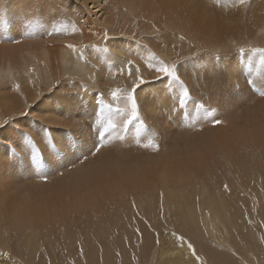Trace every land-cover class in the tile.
Wrapping results in <instances>:
<instances>
[{
  "label": "bare ground",
  "instance_id": "obj_1",
  "mask_svg": "<svg viewBox=\"0 0 264 264\" xmlns=\"http://www.w3.org/2000/svg\"><path fill=\"white\" fill-rule=\"evenodd\" d=\"M30 1L33 2L31 6L28 5V0H0V85L12 83L20 86L19 91L8 93L9 95L6 90L5 95L8 96L0 99V106L10 103L9 113L0 117V124L26 109V107L23 108L21 99L22 97L28 98L31 94H36L37 97L45 92L49 94L46 99H52L54 107L46 106L45 103L44 109L42 108L44 111L46 108L48 112L49 110L53 112V108L60 113L67 114L83 112L86 107L91 110L89 104L96 102L95 99L92 100L91 87L99 89L104 99L110 103L112 88H131V80L128 79L126 73L121 75L119 68L126 60H134L135 56L132 51L135 42L148 45L144 44L146 42L143 43L144 40H150L149 50L167 63L176 62L180 57H183L180 59L183 60L184 57L192 56L197 57V61L205 65L208 59H212V57L208 58L209 53L212 54V52H215L220 60H228L224 66L226 67L224 74L222 72L218 74L217 71L207 73L203 84L201 78L195 80L186 73L188 71L181 70L187 74L185 76H188L186 79H189V82H186L189 84L186 86L189 90L193 89L192 97L203 101L207 97L209 102L217 101L215 107L221 112L217 113L216 118L224 123L215 127L207 124V126L210 125L207 129L205 124V129L203 126L202 130L209 132L201 131V134L198 131L197 134L195 129L192 137L190 135L192 129L184 127L182 132L179 131V135L176 134L173 137L174 134L171 133L173 139L168 142L171 135L169 137L167 131L163 132L167 136L162 133L161 126L156 122L158 120L148 125L150 120L156 118L154 114L155 117L151 119L152 114L157 115L161 112L155 107L160 109L163 106L162 110L167 113V117L174 114V118L173 116L171 118L175 120L176 118L182 120L181 113L173 111L176 106L175 101L173 95L167 91L164 82L159 83L158 86L152 83L149 86L148 83V86L143 85L142 89L144 88V95L148 92L151 96L147 93L148 101L147 98H143L146 101L142 103L145 109H148L147 107L153 104L152 102L155 106L153 105L154 110H145L148 116L145 119L150 118L149 122L144 120V116L142 117L145 125L146 123L148 125L147 130L152 131L151 128H153L155 131L160 127L161 136H164L157 135L159 151L153 152L143 148L142 152L137 149V146L135 148V144L130 147L132 149L119 150L120 145L123 146V144L117 141V144L113 142L115 147H112V143L109 150L100 151L96 157H92L93 159L73 167L79 160L78 156H82L84 151L90 149L83 150L87 148L83 144L82 150H76L81 148L79 147L80 142L77 146L75 139H72L73 136L76 138L75 131L78 130L79 135L85 127L82 125L84 128L81 127V129L79 126L81 130L73 128L78 123L74 119L73 123L72 121L70 123L74 125L76 122V125L70 124L69 128L70 120L67 119V122L64 119V122L68 124L67 129H71L70 132L72 128L75 129L74 132L72 131V138L67 137L64 145L62 138L65 136L60 137L59 134L62 141L58 138L57 142L55 136H58L59 131H49L53 125L63 126L61 123L64 117L57 119L61 123H54V119L56 120L58 116L50 115L52 112L48 115V112L44 113L40 108H35L46 114L47 118L55 117L51 118V121L48 120L53 122L52 126L49 124L50 128L43 126L48 131L47 129L44 131L45 129L39 126L40 131L37 133L41 132V129L44 131V133H38L41 138H35L40 141L39 145L44 148L42 141L48 138L53 141L52 145L58 148H55L57 149L56 154H60V149L64 152L62 145L68 148V151L65 149L67 153L69 149L71 151L72 148L77 147L74 150L79 154L74 153L75 155L72 156L69 152V156L65 157L61 150V155L64 156L60 165L64 164V166L57 167V169L66 170L68 166L70 168L64 171L65 175H56L57 177L52 175L53 171L49 170V173H52L50 175L56 177V180L53 179L50 182L38 180L35 184H31L32 181L29 179L30 184L21 185L19 183L20 187L12 188L11 185L14 183L7 184V181H11L12 178L1 176L3 178L0 180L1 183L4 181L2 183L4 193L2 194V188H0V199L6 193L9 197H7L6 204L0 203V248L7 256L13 257L14 263L12 264H130L131 257L133 261L141 260V263L137 264H145L143 251L140 250L142 246L145 250V257L149 259L148 264H197L195 257L187 248V242L195 248L201 264H264V102L261 99L256 106H250L245 97L249 94L254 95V92L249 88L252 92L247 90L248 94L241 99L242 101L245 99L247 110L242 111L240 105L244 106L245 103L238 99L243 95H238L227 86L230 82L234 85L239 82L235 78L241 74L239 70L243 64L239 63L240 58H235L239 57L238 48L264 47V0H251V3H247L249 5L245 7L247 13L244 15L238 14V11L234 13L233 0H206L205 2H202L203 0H187L186 2L182 0H73L74 3L72 0ZM90 5L91 9H89ZM96 8H99L98 13L101 12L99 18L96 12L92 13V10ZM234 14L238 16L235 17ZM59 16L64 18L63 24H67L69 29L74 23L79 31L73 33L69 30L59 35L53 34L49 29L55 26ZM92 16L95 19L92 20L93 23L89 21L88 24L102 27L103 30L96 29L97 33H103L102 40L96 36L97 34L87 33L89 28L84 18L91 19ZM21 17L24 19L22 20ZM81 24H84L82 28H85L87 32L81 28ZM30 29L32 35L28 34ZM108 29L114 30V34L108 33ZM50 32L51 35H49ZM105 32L108 34L106 39ZM181 35L185 37L184 41L179 39ZM17 40L20 42L16 43ZM114 42H118L119 45L113 44ZM67 43L82 48L86 59L78 60L71 50L65 47ZM86 45L107 47L109 52L107 54L97 53ZM233 50L237 52H232ZM200 52H206V54L202 55ZM207 52L208 56H206ZM148 53L149 51H146L145 55L147 56ZM195 54L197 56H193ZM210 61L209 64H211ZM214 66L218 65L214 64ZM139 67L144 78L148 80L146 72L143 71L144 67ZM205 73L202 71L200 74L206 75ZM194 74L197 75V72ZM179 76L182 75L179 74ZM262 76L256 78L258 85L262 84ZM74 80L77 83L73 87ZM68 81L71 83H67ZM66 83L71 85L67 86ZM31 84L37 90L28 86ZM71 86L73 88H70ZM73 89L77 92L75 96H71ZM51 93L54 94L52 98ZM141 93L139 90L138 100L144 96ZM216 96H219L218 100L213 99ZM149 97H151L150 104L147 103ZM232 106L235 107V111H232L235 112L234 114L228 110ZM83 107L84 109L80 111ZM239 111L242 112L239 113ZM88 113L91 112H87V116L93 114ZM159 113L158 116H160ZM82 114L80 116L75 114V118L86 116ZM150 114L151 117H149ZM70 117L73 118L72 115ZM91 118L93 122L94 117ZM37 120L42 121V119ZM89 121L91 120L87 119V122ZM24 123L28 124L25 121ZM164 123L170 122L165 121ZM164 125H162L163 129ZM13 126L15 128L14 123ZM17 126L18 124L16 128ZM169 126L173 127L170 124ZM170 127L168 128L173 130V133L176 130L178 133L180 129L176 128L175 124L173 127L175 130ZM18 128L16 130L19 136H17L21 139V132ZM62 128L65 129V126ZM67 129H65L66 133ZM35 131L30 133L35 135ZM87 131L90 132L89 129ZM87 131L85 130L84 133ZM14 132L16 134L15 130ZM30 133L27 138L31 135ZM66 133L64 134L67 136ZM84 133L82 132L83 136ZM87 133H85L86 136ZM134 133V127H130L125 134L128 145L131 141L134 143V139L131 138V136L134 138ZM44 134H48V137L43 138ZM89 134L91 137L92 134L94 135L92 130ZM83 136L78 141L89 142L84 140L87 138L84 136L83 139ZM71 139L75 147L71 146L73 143ZM37 140L33 141L34 145L32 143L35 148H38ZM92 141L95 142L94 139ZM89 143H85V146ZM49 144L45 146L49 148ZM90 144L88 146L92 148ZM22 146L24 147L22 151L25 149L24 151L27 152V145L21 144ZM15 147L12 148L15 149ZM125 147L127 148V145ZM50 149L54 150L53 147ZM11 150L10 154H12ZM20 150L19 147L15 149L17 156L25 155L24 151H21L23 154H19ZM52 150H50L53 153L51 156L57 157L58 155H55ZM0 152L3 155L6 149L0 146ZM42 152H45L47 156L49 151ZM89 152L88 150L86 154ZM28 154L30 155L27 152V156ZM46 156L45 160L51 162L49 155ZM14 157L17 159L16 155ZM17 160L16 164H18ZM27 161L29 162L30 159ZM24 164H22V169L25 168ZM28 164L25 165L28 166ZM22 165H18L20 172ZM46 165L48 166V163ZM3 166L0 168L9 170L5 164ZM44 170L46 175L48 170L46 172ZM58 171L54 170V172ZM31 173L36 175L37 172ZM37 178L39 177H36L35 181ZM225 184L228 185V191L224 189ZM160 193H163L162 214ZM133 199L137 205L136 209L131 206ZM137 211L139 215L136 214ZM127 227H130L129 230H125ZM131 227L137 229V239L132 236L134 233L132 234ZM173 232L184 237L183 246L173 236ZM112 245H116L118 249V255L115 257H113L115 253H110ZM81 249H83V255H81Z\"/></svg>",
  "mask_w": 264,
  "mask_h": 264
},
{
  "label": "rangeland",
  "instance_id": "obj_2",
  "mask_svg": "<svg viewBox=\"0 0 264 264\" xmlns=\"http://www.w3.org/2000/svg\"><path fill=\"white\" fill-rule=\"evenodd\" d=\"M182 1L186 2L187 0H182ZM198 1H202V0H198ZM205 1H206V0H203L202 2H205ZM72 2L74 3L75 1L72 0ZM32 3H33L32 1L28 0V5L31 6ZM233 3H234V0H233V2H232V5H233ZM248 3H251V0H248ZM248 5H249V4H247L246 6H248ZM102 6H103V4H102ZM243 6H244V7H243ZM246 6H245V5H238V6L233 7L234 13H236V12L238 11V14H243V15L246 14V13H247V11H246L247 9L245 8ZM89 7H90L89 9L92 8L91 5H90ZM237 7H238V8H237ZM237 9H238V10H237ZM98 11H99V8H96V10H95V9L92 10V13L94 14V12H96V13H97V17L99 18V16H100L99 14H101V12L98 13ZM234 16L237 17L238 15H235V14H234ZM21 19L23 20L24 18L21 17ZM53 19H54V17H53ZM63 19H64V18H62L61 16H59V18H57V20H56V24H55V26H54V27H51V28L49 29L50 31H52L53 34H56V35L61 34V32H60V33L54 32L53 29H55L56 27H58V26H60L61 24H63V22L65 21V20H63ZM86 19H87V20H86ZM94 19H95V17H93V16L91 17V19L88 18V17H85V18H84L85 23L88 25L87 28H89V29L87 30L88 32L86 31L85 28H82V27L84 26V24H81V28H82L83 30H85L88 34H92V33H93L92 35H96V34H97L96 36H97L100 40H102L103 33H102V32H98V33H97V30H98V31L103 30V29H101L102 27H99L98 25H94V24H88L89 21L92 22V20L94 21ZM92 23H93V22H92ZM89 25H90V26H89ZM96 29H97V30H96ZM91 30H92V31H91ZM107 31H108V33H112V35L114 34V30L112 31V30L108 29ZM90 32H92V33H90ZM145 39H148V38H145ZM144 42H146V43H144ZM133 43H134V42H132V44H133ZM135 43H136V44H135ZM135 43H134V45H133L134 49H133V51H132V52L134 53L133 56H135V57H134L135 63H136L137 65H139V66H143V67H144L143 71L146 72L145 74L147 75L148 81H150L151 79H153V80H151V81L154 82V83L152 82V85L154 84V85L158 86L159 83L162 84L161 81H155V80H154V78H155V74H154L153 72H151V71L148 70V68H147V66H146V64H145V62H144V60L141 59V57H146V55H145V52H146V51H150V50H149V47H150V45H151V44H150V43H151L150 40H148V41L144 40V41H143L144 44H148V45H146V46H145V45H141L140 42H135ZM113 44H118V45H119L118 42H114ZM88 46H89V45H86V47H88ZM145 47H146V48H145ZM139 49H140V50H139ZM141 51H142V52H141ZM150 52H151V51H150ZM232 52H237V51L233 50ZM151 53H152V52H151ZM197 53H199V52H197ZM200 54L205 55L206 52H200ZM232 54H233V53H232ZM136 55H137V56H136ZM209 55H210V56H208V52H207V55H206V56H208V58H209V57H210V58L212 57V59H208V61H207V63H206L205 65H204V64L202 65V63H200L199 61H197V59H196L197 57H192V56H191V57H190V56H189V57H184V58L186 59V61H185V59L180 60L181 58H183V57H180V58L175 62L176 64H178V65H177V66H178V69H179V73H178V74L182 75L180 78L185 82V85L189 84V83L186 82V81L189 82V79H186L188 76H185V75H187V74L190 75V76H192V77H194L195 80H197V78H201V80H202L201 83H202V84H203V82H204L205 79H206L205 77H207V73H215V72L217 71L218 74H222V73L224 74L225 69H226V67H224V66H225V64L227 63L228 60H227V59H226V60H222V59L220 60V58H219L218 56H216V53H215V52H212V54L209 53ZM193 56H197V55L195 54V55H193ZM137 57H138L140 60H139ZM189 58H190V59H189ZM191 58H193V59H191ZM213 58H216V59H213ZM217 58H218V59H217ZM235 58L237 59V58H239V57H235ZM187 59H188V60H187ZM236 59H232V60H236ZM210 60H213V61H210ZM138 61H139V62H138ZM181 61H182V62H181ZM209 61L211 62V64H209ZM214 61H215V63H214ZM224 61H226V62H224ZM141 62H142L143 64H142ZM178 62H179V63H178ZM180 62H181V63H180ZM184 62H186V63H184ZM194 62H195V64H194ZM197 62H198V65H197ZM221 62H222V63H221ZM187 63H188V64L190 63V64L187 65ZM212 63H213V64H212ZM220 63H221V64H220ZM223 63H224V65H223ZM193 64H194V66H193ZM208 64H209V65H208ZM214 64H215V65H218V66H214ZM190 65L192 66V68H191ZM210 65H211V66H210ZM231 65H232V64L229 62V66H231ZM179 66H180V67H179ZM208 66H209V67H212L213 69H212V68H209ZM227 66H228V65H227ZM195 67H196V69H195ZM216 67H217V68H216ZM223 67H224V69H223ZM208 68H209V69H208ZM197 69H198V71H197ZM181 70H182L183 72H184V71H185V72L188 71V72H186L187 74H185V73H183ZM199 71H200V72H199ZM202 71H203V73L206 72V73H205L206 75L200 74V73H202ZM207 71H208V72H207ZM180 72H182L184 75H183L182 73H180ZM195 72H197V75L194 74ZM221 72H222V73H221ZM190 73H191V74H190ZM240 73H241V74H240ZM192 74H193L194 76H193ZM239 74H240L241 76L239 75L238 78H235L237 81H239V82H236L237 84L235 83V85H234V84L231 83V82H230V83L226 82V84L228 83L227 86H228V87H231L232 90H233L235 93H237L238 95H241V96L243 95L242 97H240V98L238 99L240 102L243 103V101H244L245 99H244L243 101H242L241 99H243V97H244L245 94H248V93H246V91H247V90L251 91V90L249 89L250 87H247L248 84H247V82H246V80H247L249 74H248L247 70L244 68V66H242L241 69L239 70ZM151 76H152V77H151ZM153 76H154V77H153ZM184 76H185V77H184ZM204 76H205V77H204ZM150 77H151V78H150ZM241 78H242V79H241ZM262 78H263V79H262V84H261V86H264V85H263V84H264V75L262 76ZM236 80H233V81L235 82ZM240 80H241V81H240ZM74 81H75V83H73V87L75 86L74 84L77 83L76 80H74ZM67 83H71V82L68 81ZM67 83H66V84H67ZM156 83H157V84H156ZM197 83H198V82H197ZM150 84H151V83H149L148 85L150 86ZM160 84H159V85H160ZM195 84H196V83H195ZM70 85H71V84H67V86H70ZM145 85L148 86L147 84H145ZM229 85H230V86H229ZM236 85H239V88H242V89H238V90H237ZM14 86H15V85H13L12 83H11V84H8V85H0V90H1V88H3V90H1V92H0V93H1V94H0V99L6 98L9 94H12L14 91H16ZM28 86L31 87L33 90L36 89V88L34 89V85H33V84L28 85ZM28 86H26V87H28ZM130 86H131V85H130ZM130 86H129V87H130ZM241 86H242V87H241ZM73 87L71 86L70 88H73ZM142 87H144V86H142ZM160 87H161V86H160ZM189 87H190V89L192 88L190 85H189ZM70 88H69V89H70ZM234 88H235V89H234ZM92 89H93V90H92ZM243 89H244V90H243ZM6 90H7V91H6ZM8 90H9V91H8ZM36 90H37V89H36ZM95 90H96V89H95L94 87H91V91H90V92H91V96L93 97L92 100L95 99L94 101H96V97H97V95L100 94V93H102L99 89L96 90V91H95ZM5 91H6L7 94L9 93L8 95L6 94L7 96L5 95ZM72 91H73V93H71V96H72V95L75 96L74 94H76L77 92L74 91V89H73ZM77 91H78V90H77ZM143 91H144V88L142 89V93H141V90H140L141 95H144V92H143ZM138 92H139V90H138ZM145 92H146V91H145ZM193 92H194L193 89H191V90H190V93L193 94ZM243 92H244V94H243ZM251 92H252V91H251ZM2 93H3L5 96H4ZM147 93H148V92H146V94H147ZM241 93H242V94H241ZM44 94H45V95H44ZM46 94H47V95H46ZM146 94H145L143 97L141 96L142 99H140V100H138L140 96L137 95V98H138V99H137V100H138V106H140L139 110L141 109V112H142V113H141V112H140V113H141V116H144V120H145V121L147 120V119H145V118L148 117L146 111H148L149 109L154 110L153 107L155 106L154 102H152L153 104H150L151 97H149L150 99H149V102H147V103H149L150 105L147 107L148 109H145L146 107H144V105H143L144 103H142V102L146 101V100H144L145 98H147V101H148V96H151L149 93H148V96H147ZM192 94H191V95H192ZM251 95H253V94L246 95L245 98L247 99L248 104H250V106H252V107L256 106V103L260 102L261 99L264 100V98H261L259 95L255 94V93H254L253 96H251ZM31 96H32V97H31ZM48 96H49V94H48L47 92H45V93L39 95L38 97L36 96V94H35V95H34V94H31L28 98H25V97L23 98V97L21 96V97H22V99H21V104H22L23 108L26 107L27 110H26V109L21 110V113H20L19 115L16 114L17 116L14 115L15 117L13 116V117L7 118L6 121L8 120V121H7L8 124H7L6 126H4V122H5V121H4L3 123L0 124V136H1V137H0V138H1L0 141H2V140L5 138V139L2 141L3 143L0 142V146L6 149V152H5L3 155H1V152H0V166L2 167L3 164H5V167H7V168L9 169L8 171H6L5 169L0 168V180L3 179V178H2L3 176H4V178H7V176H10V178H12V180H11V181H7V184H9V182L14 183V184L11 185L12 188H18V187H20L21 185L30 184L31 181H32L31 184H35L38 180H42L40 177H41V175L44 174L43 171H42L41 173H38V174L36 173V175H35V173H33V174L31 173V172H34V171H35L34 168H33V166H32V164H31V152H32L33 146H32V144H29V143H28V138H31L32 141L36 142V140H37V139H35L36 137H37V138H41V137H39V134H38V133H41V132L44 133V131H46L47 128H50V127L52 126L53 122H54V123H56V122L61 123L60 121H57V119H61L62 116H63L64 118H63V122H62L61 124H63V126H65V129H67L66 126H67L68 124H69V125L71 124V123H70L71 121H72V123H73L74 119H75V121L78 122V123H77V126H76V127H73V128H76V130L79 129V126H80V128H81V127H82V128L85 127V128H84L82 131H80V133L78 132L79 135L77 134V131H78V130L75 131V129L73 130V128H72V131H73V132H74V131L76 132V133H75V134H76V136H75L76 138H74V136H73V134H72V131L70 132L71 129H70V130H68V129L71 127V125H72V126H75V125H76V122L74 123V125L71 124V125L69 126V128L67 129V133H66V130H65L64 128H62V127H63L62 125L59 126V127H61V128H59L57 125H56V126L53 125L54 127L52 126V128L49 129V131H53V132H54V131H59V132H58V136H55V137H57V139L55 138V139L57 140V142H58V138H59L60 135H61L60 137H64V136H65V137H64L65 139L62 138V139L64 140V141H63V142H64V145H65V143H66L65 140L67 139V137L70 139V138H72V136H73L72 139H73V140L75 139L74 141H75V143L77 144V146H78V143L80 142V146H79V147H81V148L76 149L77 147H75L76 145H73V144H75V143H74V141L71 139L72 142H73V143H71V146L73 145L72 147H75V148H72V149H73V152H71L72 149H71V151H70V149H69V152H70V153H69V152H68V153H69L70 155H72V156L75 155V154H79V152L76 153V151H75L74 149H76V150H82L84 147H85V148L87 147V148H86V149H83V150H87L88 148L92 149L91 147L88 146L90 143H92V144H90V146L93 147L94 141H92V140H93V139L95 140L96 137H95V131H94V128H93V126H92V125H93V124H92L93 122H92V118H91V117H94L95 111H97V110H96V108H97L96 102H94L95 104L92 103V104L95 105V107H93L94 105L92 106V104H89L90 107L87 105V106L89 107V109H91V110L95 109V110H93V111L88 110L87 107H86V105H85L86 108L84 109V107H83V108L80 109V111L84 109L83 112H82V111H81V112L84 113V111H85L86 113L82 114L81 112H80V113H79V112H77V113L75 112L76 115L78 114L77 116H80V114H82V115H84V116H85V114H86V116H87V112H91V113H88V114H92V113H93V114L90 115V116L88 115L89 118H88V116H87V117H86V116L83 117V116L81 115L82 117H77L78 119L80 118L79 120H77V118H75V114H74V113H68V114H67V113H60L58 110H56L55 108H53V112L56 114V115H55L52 111H51V112H52V113H51L50 110H49V112H48V110H47L46 108H45L46 111L42 110V108L44 109V104H45V103H46V106H52V107H54V105L52 104L54 101L52 102V99L49 100V98L46 99ZM53 96H54V94L51 93L50 97L52 98ZM94 96H95V97H94ZM138 96H139V97H138ZM145 96H147V97H145ZM248 96H249V97H248ZM1 97H2V98H1ZM43 97H44V98H43ZM252 97H253V98H252ZM38 98H39V100H38ZM143 98H144V99H143ZM216 98H217V99H216ZM254 98H255V99H254ZM211 99H212V98H211ZM213 99L218 100V99H219V96H216L215 98L213 97ZM25 100H26V101H25ZM48 100H49V101H48ZM263 100H262V102H264ZM109 101H110V100H109ZM139 101H140V103H141L143 106L139 103ZM152 101H153V100H152ZM252 101H253V102H252ZM28 102H29V103H28ZM105 102H106V103H109L108 100H105ZM110 102H111V101H110ZM203 102L206 104V106H207V104H208V107L216 109L218 114L221 112L220 110H218V109L215 107L217 101H214L215 104H213L214 102H209L208 99H207V97H205V100H204ZM245 102H246V101H244V103H245ZM42 103H43V105H42ZM145 103H146V102H145ZM147 103H146V105H147ZM9 104H10V103H5V104H3V105L0 106V110H1V111H0V117H2L3 114H7V112H8V108H9ZM31 104H32V105H31ZM139 104H140V105H139ZM28 105H30L31 107L28 106ZM151 105H152V106H151ZM153 105H154V106H153ZM209 105H210V106H209ZM253 105H254V106H253ZM91 106H92V107H91ZM141 106H142V107H141ZM159 106H161V105H159ZM212 106H213V107H212ZM240 106L242 107V111H244V110L246 109V107H247V106H246V103H245L244 106H243V104L240 105ZM2 107H3V109H2ZM149 107H151V108H149ZM162 107H163V106H161L160 109H158L157 107H155V109H157L158 111H161V112H162V114H161V112H160V113L158 112L160 116H158V113H157V115H156V113H153V114H152V117H151V114H150L149 117H151V119L154 118L155 116H156V118L152 119V120H154V121L150 120V118H149L147 121H148V122H149V120L151 121V122H149V124H148V125H150V123H154L155 120H158V121H156V122H157V124L159 123V124H158L159 126H161V129L163 130L162 133L165 132V131H167V135H168L169 137H170V135H171L170 139H168V142H169L170 140L172 141L173 137H174L176 134H177V135L180 134V132H179L180 130H181V132H182V130H184L185 128H184V127L182 128V122H181L182 120H181V121L178 120V119L176 118V116H175L176 120L173 119V118H174V116H173L174 114L172 115L173 118H171L172 116L170 117V115H168L170 118L167 117V113L164 112V111L162 110V109H164V107H163V108H162ZM241 107H240V108H241ZM29 108H30V109H29ZM35 108H36V109L40 108L44 113L48 112V115L51 113L50 115H54L55 117L58 116V118H56V120L54 119V118H55L54 116H53L54 118H53V117H49V116H48L49 118H47V115H46V114H44L43 112H41V111H39V110L37 111ZM78 108H80V106H78ZM234 108H235L234 106L230 107V108L228 109L229 112L231 113L233 110L235 111ZM143 109H144V111L146 110V111H145L146 114H145V112L143 111ZM33 110H35V111H33ZM151 110H150V111H151ZM246 110H247V109H246ZM242 111H241V112H242ZM2 112H3V113H2ZM35 112H36V114H35ZM241 112L239 111V113H241ZM249 112H250V111H249ZM249 112H248V113H249ZM8 113H9V112H8ZM42 113H43L44 115H43ZM150 113H151V112H150ZM163 113L165 114V116L162 117L161 115H163ZM230 113H229V114H230ZM234 113H235V112H232V114H234ZM38 114H39V115H38ZM40 114H42L41 117H40ZM142 114H145L146 117H145V115H142ZM148 114H149V113H148ZM154 114H155V116H154ZM20 115H21V116H20ZM36 115H37V116H36ZM71 115L73 116V118L70 117ZM19 116H20V117H19ZM42 116H44L45 118L42 117ZM59 116H60V117H59ZM153 116H154V117H153ZM228 116H229V115H228ZM37 117H38V118H37ZM65 117H67V118H65ZM159 117H160V118H159ZM166 117H167L169 120L166 119ZM12 118H13L12 121H14V122L11 121ZM36 118H37V119H42V121L37 120ZM51 118L54 119L53 122H49V121L52 120ZM70 118H71V119H70ZM142 118H143V117H142ZM158 118H159V119H158ZM181 118H182V117H181ZM43 119H45L46 121L43 120ZM64 119H66V121H67V119H68V121L70 120L69 123L67 124L68 121H67V122L65 121V122H66V125H64V124H65ZM82 119H83V121H82ZM87 119H88V120H91V121L87 122ZM162 119H163V120H162ZM164 119H165V120H164ZM19 120H20V121L22 120L20 124H19V122H20ZM48 120H49V121H48ZM159 120H160V121H159ZM170 120H171V121H170ZM173 120H174V121H173ZM10 121L12 122V126H13V123L15 124V128H16V124H18L19 128H18V126H17V128H18V131H19V132H21V133H25V132H27L26 134L28 135L30 132L33 133V130H36L34 133H36L37 135H36V134L33 135V134L30 133V134H31V135H29L30 137L28 136V138H27V135H26L25 137H21V139L23 138L22 140L19 139V137H18L19 134H18V132H17V130H16L17 128L15 129L14 126L12 127L11 124H10V123H11ZM16 121H18V122L16 123ZM24 121H25L26 123H28V124H25ZM27 121H28V122H27ZM80 121H81V123H80ZM85 121H86V123H85ZM93 121H94V118H93ZM147 121H146V122H147ZM162 121H163V122L168 121V122H170V123H164V124H166V125H164ZM177 121H178V122H177ZM39 122H41V123L44 124V125H42V124L39 123ZM44 122H46V123H44ZM91 122H92V123H91ZM160 122H161L162 124H160ZM171 122H172V124H171ZM174 122H175V123H174ZM79 123H80V124H79ZM84 123L87 125L88 128L84 125ZM176 123H177V124H176ZM29 124H31V125H29ZM35 124H36V125H35ZM37 124H39V125H37ZM49 124H51V126H50ZM89 124H91V126H90ZM169 124H170L171 126H173V127H174V124H175V127H176V128H180V129L178 130V133L176 132L177 130L175 131V133H173V132H172L173 130H171V129L168 128V127H170ZM178 124H180V125H178ZM23 125H24L25 127L28 126V128H24ZM82 125H83L84 127H83ZM148 125H147V123H146V128H147ZM162 125H164V129H163V126H162ZM176 125H178V126H176ZM210 125H211V124H210ZM210 125L207 126V124H206V129H207V127H210ZM39 126H40V127L42 126V128H43V126H44V127H47V128H46V129L43 128V129H45L44 131H43V129H41L42 131L37 133V131H40V130H38V128H40ZM48 126H50V127H48ZM167 126H168V127H167ZM211 126H212V125H211ZM9 127H12L11 129H13V128H14V129L11 130ZM34 127H36V128L34 129ZM56 127H58L59 129L56 128ZM90 127H91V129H90ZM173 127H170V128L174 129ZM30 128H32V129H30ZM82 128H81V129H82ZM86 128H87V129H86ZM202 128H203V127H202ZM26 129H30V130H26ZM81 129H79V130H81ZM88 129L90 130V132H91V130L93 131L94 135L92 134V137H91V134H89L90 132L87 131ZM151 129H152V131L148 129V133H149V134H150V132H151V133L155 132L156 135H158V136H161V135H162V133L160 132V131H161L160 127H159L160 130H159L158 128H156L155 131H153V128H151ZM168 129H169L170 131H169ZM204 129H205V126H204ZM209 129H210V128H209ZM6 130H7V131H6ZM9 130H10V131H9ZM14 130L16 131V134H15ZM25 130H26V131H25ZM31 130H32V131H31ZM85 130H86L87 132H89V133L85 132V133H87V136L89 135L92 139H91L89 136H88V137L86 136V134L84 133ZM156 130H159V131L156 132ZM174 130H175V129H174ZM193 130H195V129H192V131H193ZM12 131H13V132H12ZM47 131H48V129H47ZM60 131H63L64 133H66L67 136H66L63 132H60ZM149 131H150V132H149ZM192 131H191V134H190L191 137H192L193 134H195V132H197V134H198V131H199V133H200V132L203 131V130H197V131H195V132H194V131L192 132ZM68 132H69V133H68ZM82 132L84 133V136H86L85 138H87V139L89 138L92 142H91L89 139H88V140H87V139H84V136H83ZM159 132H160V133H159ZM168 132H169V134H168ZM203 132H209V131L204 130ZM11 133H12V134H11ZM46 133H49V134H50V132H46ZM61 133H63L64 135L61 134ZM157 133H159V134H157ZM165 133H166V132H165ZM165 133H163V134H164L165 136H167ZM171 133L174 134L173 137H172V134H171ZM192 133H193V134H192ZM14 134H15V136H14ZM59 134H60V135H59ZM75 134H74V135H75ZM201 134H202V132H201ZM8 135H9V136H8ZM17 135H18V136H17ZM44 135H45V137H43V138H47V137H48V136H47L48 134H47V135L44 134ZM69 135H70V136L72 135V136L70 137ZM77 135H78V136H81V135H82V136H83V139L86 140V141H89L90 143H89V142H85V141H83V140H82V141H83L84 143H81V141H78V140H80V139L82 138V136L78 139V138H77V137H78ZM164 135H163V136H164ZM13 136H14V137H13ZM20 136H21V135H20ZM34 136H35V137H34ZM163 136H161V137H163ZM195 136H196V135H195ZM195 136H194V137H195ZM93 137H95V138H93ZM15 138H16V140L14 141ZM25 138H27V140H26ZM53 138H54V137H53ZM129 138H130V137H129ZM129 138H128V139H129ZM131 138H132V140L134 139L133 136H131ZM195 138H197V137H195ZM6 139H7V140H6ZM18 139L21 141V144H25V145H27V146H26V148L28 149L27 152L30 153V155L28 154V156H27V152L24 151V150H25V149H24L23 151H24L25 155H23V156H21V155H20V156H17V155H18V153H17V152H18V151H17L18 149L16 150L17 152H16L15 155H16L17 159H21L22 161H24L23 163H22L21 160H17V159H15V157H14L15 155L13 156L12 154H10V150H11V149H14V148H12V147H15L16 144H17V146L19 147V150L21 149V150L19 151V154H20V153L23 154V153H22V152H23L22 149H23L24 147H23V146L21 147L20 141H19ZM62 139L59 138V140H61V141H62ZM175 139H176V137H175ZM11 140H12V141H11ZM17 140H18L19 142H18ZM23 140H24V142H23ZM41 140H42V139H41ZM47 140H48V141H51V142H48ZM76 140H77L78 142H77ZM4 141H6L7 143L4 142ZM9 141H11V142L13 143V145H15V146H13L12 143L9 142ZM13 141H14V142H13ZM43 141H45V142H43ZM43 141H42L43 145H42V143H41V145H42L44 148H42V147L39 145L40 141L37 140V143H38V148H37V149H38L39 151L41 150V153H43L42 156H44V157H42V162H44L43 165L45 166V165L48 163V166L46 165L48 168L46 167V169H45V167H43V170L45 169V170H44L45 172L48 170V171H47L48 173H49V170H50V172L53 171V173H54V174H52V173H49V174H48V173L46 172L47 177H49L48 175H50V174L55 175V176H56V175H57V176H62V175L59 174L60 172H63V173H64L63 175H65L66 170L69 169L70 166L66 167V170H64L63 168H62V169H57V167L64 166V164H63V165H60V162H61V160H62V158H63V156H64V155H61V152H63V150L59 148V149H60V150H59V153H60V154L58 155V154H56V150H57L58 148H57L55 145H52V142H53V141H52L51 139H48V138H47L46 140H43ZM130 141H131V140H130ZM171 141H170V142H171ZM8 142H9L10 145H12V147H9L10 145L8 144ZM17 142H18L19 144H18ZM131 142H132V143H131ZM131 142H129V143H130L129 145H134L133 141H131ZM4 143H5L6 145H5ZM15 143H16V144H15ZM47 143H50V144H49V145H50L49 148H48L47 146H45ZM85 143H86V144L89 143V144L85 146ZM114 143L117 144L116 142H114ZM114 143H113V146H112V143H111V144L108 145V146H110V147L106 146V147H104L105 149L102 148L103 150L101 149V151L109 150V149L111 148V146H112V147H115V146H114V145H115ZM34 144H35V143H33V145H34ZM62 144H63V143H62ZM83 144H84V147H83ZM121 144H123L124 147H123L122 145H120L121 148H120L119 150H123V149H124V150H127L128 148H129V149H132V148H130L131 146H128V142L121 143ZM124 144L127 145V148L125 147ZM30 145H31V146H30ZM64 145H62V147H63V149H64V152H65V153L63 152V154H65V157H66V155H68V153L66 152V151H68V148H65ZM7 146H8V147H7ZM17 146L15 147V149L18 148ZM29 146H30V148H29ZM116 146H117V145H116ZM134 146H135V145H134ZM20 147H21V148H20ZM46 147H47V148H46ZM52 147L54 148V150L50 149V148H52ZM132 147H133V146H132ZM55 148H57V149H55ZM135 148H137V147L135 146ZM135 148H134V150H137V149H139V150H141V151L143 150V148H141V149H140L139 147H138L137 149H135ZM15 149H14V150H15ZM29 149H31V150L29 151ZM42 149H43V150H42ZM47 149H48L49 152L47 151ZM65 149H66V151H65ZM90 149H88V150L90 151ZM50 150H52V151L54 152L55 155H58V156L61 157V158H59L58 156H57L58 158H57L56 156H51L53 153H52ZM61 150H62V151H61ZM88 150H87V151H88ZM21 151H22V152H21ZM42 151H46V153L48 152L47 154L49 155V158H50L51 162H50L49 160H45V159H46V158H45L46 154H44L45 152H42ZM60 151H61V152H60ZM87 151H84L83 153L86 154ZM50 152H51V153H50ZM142 152H143V151H142ZM11 153H12V152H11ZM74 153H75V154H74ZM83 153H82V155H83ZM87 154H89V155H88L89 159H87V160H90V159H93V158H94V156H91V155H90V152L87 153ZM98 154H99V153H97V155H98ZM48 155H47L46 157H48ZM60 155H61V156H60ZM97 155H96V156H97ZM29 156H30V157H29ZM68 156H69V155H68ZM96 156H95V157H96ZM19 157H20V158H19ZM53 157H55L56 160H59V159H60V160H59V161H56ZM80 157H81V156H80ZM80 157L78 156V159H79ZM92 157H93V158H92ZM10 158H11V159H10ZM12 158H13V161H12ZM25 159H26V160H25ZM29 159H30V161L28 162L27 160H29ZM16 160H17V163H18V164L15 163ZM43 160H45V161H43ZM87 160H85V161H87ZM20 161H21V162H20ZM25 161H27V163H26ZM47 161H49L50 163L47 162ZM85 161H84V162H85ZM19 162H20V163H19ZM45 162H46V163H45ZM21 163H22V164H24V163H25V164H28V163H29V164H28V166L24 164L25 168L22 169L23 165H22ZM51 163H52V165H51ZM19 164L22 165L21 168H20V166H19L20 170H22L21 172L18 170V165H19ZM71 164H72V162H71ZM68 165H70V164H68ZM74 165H75L74 167H76L77 165H82V164H80V163H79V160H78V161L76 162V164H74ZM52 166H53V167H52ZM3 167H4V166H3ZM49 167H51V169H52V168H53V169L51 170ZM26 169H27V171H26ZM30 169H31V170H30ZM55 169H56L57 171H58V170H59V171H58V172H54ZM23 170H24V173H23ZM32 170H33V171H32ZM14 171H15V172H14ZM25 171H26V172H25ZM64 171H65V172H64ZM42 173H43V174H42ZM57 173H58V174H57ZM20 174H21V175H20ZM22 174H23V176H22ZM26 174H27V175H26ZM25 175H26V176H25ZM31 175H33V176H31ZM44 175H45V174H44ZM52 175H50V178L47 179V182H50V181L53 180V179L56 180V177H57V176L55 177V176H52ZM1 176H2V177H1ZM24 176H25V177H24ZM36 177H39V178H37V180L35 181ZM29 179H31V181H30ZM28 180H29V181H28ZM42 181H43V182H46V181H44V180H42ZM3 182H4V181H3ZM3 182H2V183H3ZM16 182H18L17 184L21 183V185H20V184L17 185ZM25 182H26V183H25ZM27 182H28V183H27ZM0 183H1V181H0ZM2 183L0 184V186H2ZM7 184H6V186H7ZM15 185H16V186H15ZM6 186H5V187H6ZM11 187H10V188H11ZM0 188H2L1 191H2V194H3V193H4V191H3V186L0 187ZM7 188H9V187H7ZM5 190H6V189H5ZM1 191H0V193H1ZM7 197H9V194L6 193V194L0 199V203H1L2 205H3V204H6V202H7ZM129 228H130V227H127L125 230H129ZM133 228H135V227H133ZM133 228L131 227V232H132V234L134 233V235H132V236H133L135 239H137L138 237H136V236H137V232H138V231H137L136 228H135V229H133ZM133 230H135V231H133ZM226 243H227V242H226ZM116 245H117V244H116ZM116 245H112V246L110 247V253H115V254L113 255V257H115V256L118 255V249H117V246H116ZM253 249H254V248H253ZM140 250L143 251V258L145 259V264H148L149 259H147V258L145 257V250H144L143 246L140 248ZM4 252H5V251L2 250V249L0 248V253H4ZM12 263H14V260H13V257H12V256L0 255V264H12ZM137 263H141V260L138 259V260H136V261H133L132 257L130 258V264H137Z\"/></svg>",
  "mask_w": 264,
  "mask_h": 264
},
{
  "label": "snow or ice",
  "instance_id": "obj_3",
  "mask_svg": "<svg viewBox=\"0 0 264 264\" xmlns=\"http://www.w3.org/2000/svg\"><path fill=\"white\" fill-rule=\"evenodd\" d=\"M248 0H234L233 7L238 5H247ZM155 27V26H153ZM78 32L76 24H72L71 28L67 24H61L53 29L54 32ZM158 31V29H157ZM29 35H32L30 29ZM52 33L50 32L49 35ZM107 32L104 33L105 39L107 38ZM181 41L185 40V37L181 35L179 37ZM19 43L20 41H15ZM67 49H70L72 54L77 57L78 60H85V53L82 48L75 44L67 43L65 45ZM94 52L107 54L109 49L107 47H96L90 45ZM239 63L243 64L247 70L249 76L246 80L250 89L261 98H264V86L257 84V77L264 75V47H240L238 48ZM144 60L149 71L155 74V81H161L165 83L166 89L173 95L175 101L174 112L181 113L182 126L188 129L202 130L205 124H211L213 127L221 125L224 121L217 119V110L206 106L203 100L194 99L190 93L189 88L185 85L184 81L179 76V69L175 62L167 63L153 53L149 51L146 57H141ZM111 67V65H110ZM121 75L126 73L128 79L131 80V88H112L110 90L111 102L106 103L103 93H100L96 97L97 111L94 114L93 128L95 131V142L90 149V155L96 156L102 148L108 146L113 142H126V133L130 127H134V144L137 147L149 149L153 152L159 151V138L156 133L148 134V130L143 120L137 102L138 90H142V86L152 81H148L144 78L143 73L139 65L135 63V60L128 59L119 68ZM115 75V73H113ZM15 90L19 91V85L16 84ZM239 89V85H236ZM8 124L4 122V126ZM25 137L26 133L20 134ZM28 143L32 144L31 138H28ZM132 146V145H128ZM12 155H15V150H11ZM88 154L82 155L79 158V163H84L87 160ZM31 164L37 173L43 171L42 154L40 151L33 147L31 152ZM75 165H73L74 167ZM63 175V172L59 173ZM42 180L47 181V175H41ZM225 191H228V185H224ZM160 211L163 213V193H160ZM133 209L137 208L135 200L131 201ZM139 215V212L136 213ZM251 222V221H250ZM173 236L180 241L181 246L185 244L183 236L177 235L173 232ZM159 243V240H157ZM187 248L191 255L195 257L197 264H201L200 257L197 255L195 248L190 242H187ZM0 255H7L6 253H0ZM81 255H83V249H81Z\"/></svg>",
  "mask_w": 264,
  "mask_h": 264
}]
</instances>
